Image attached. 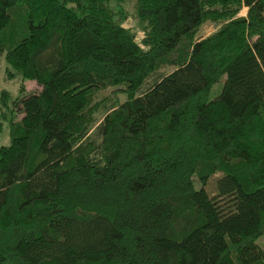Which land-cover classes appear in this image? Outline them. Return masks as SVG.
Segmentation results:
<instances>
[{
    "label": "trees",
    "instance_id": "obj_1",
    "mask_svg": "<svg viewBox=\"0 0 264 264\" xmlns=\"http://www.w3.org/2000/svg\"><path fill=\"white\" fill-rule=\"evenodd\" d=\"M128 1L0 0V264H264V0Z\"/></svg>",
    "mask_w": 264,
    "mask_h": 264
},
{
    "label": "rangeland",
    "instance_id": "obj_2",
    "mask_svg": "<svg viewBox=\"0 0 264 264\" xmlns=\"http://www.w3.org/2000/svg\"><path fill=\"white\" fill-rule=\"evenodd\" d=\"M125 8L127 9L128 13H129V18L126 21L125 25L132 29L133 32L136 34L137 40L139 42H141L142 38H143V33L141 32V30L138 27L137 21L134 18V0L128 1L125 3ZM242 15H246V11H244L242 13ZM218 29L217 26H215L212 22H207L199 31L198 34V39H204L209 37L210 35H212L214 32H216ZM8 66L6 65V63L4 61H2L0 63V91L2 90H7L9 91L12 96L14 97V99H20L23 100L26 97L35 94V92H39L40 91V87L36 82H28L25 84L26 86V91L25 93L22 95L19 91V87L22 84V80L19 76H15L13 78H8V76L6 75V70H7ZM221 86L222 83L217 84L214 87L213 93L211 95V99H214L218 93L221 90ZM111 91H107V92H103L100 93L97 97V99L100 101L102 99H104L105 97L109 96ZM121 101L125 100V97H120ZM22 115L21 113L18 116V119L21 118ZM11 140H10V136H9V132L8 129L5 130V132L0 135V147L2 146H8L10 145ZM221 176L220 173L216 174L209 182V184L207 185L206 189L209 192V194L214 195L217 193V181L219 179V177ZM196 188L199 189L201 187L200 182L196 181L195 182ZM258 244H264V239L263 240H259Z\"/></svg>",
    "mask_w": 264,
    "mask_h": 264
}]
</instances>
